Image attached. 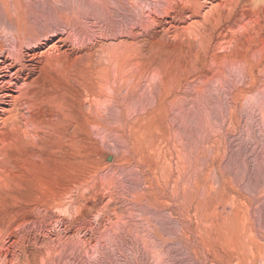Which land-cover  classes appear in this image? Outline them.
<instances>
[{
    "label": "rangeland",
    "instance_id": "rangeland-1",
    "mask_svg": "<svg viewBox=\"0 0 264 264\" xmlns=\"http://www.w3.org/2000/svg\"><path fill=\"white\" fill-rule=\"evenodd\" d=\"M0 264H264V0H0Z\"/></svg>",
    "mask_w": 264,
    "mask_h": 264
}]
</instances>
